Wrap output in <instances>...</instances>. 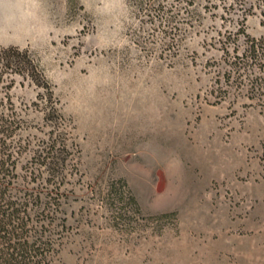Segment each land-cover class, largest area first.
<instances>
[{"label": "rangeland", "instance_id": "rangeland-1", "mask_svg": "<svg viewBox=\"0 0 264 264\" xmlns=\"http://www.w3.org/2000/svg\"><path fill=\"white\" fill-rule=\"evenodd\" d=\"M255 2L0 0L30 59L0 67V150L42 264H264Z\"/></svg>", "mask_w": 264, "mask_h": 264}, {"label": "trees", "instance_id": "trees-1", "mask_svg": "<svg viewBox=\"0 0 264 264\" xmlns=\"http://www.w3.org/2000/svg\"><path fill=\"white\" fill-rule=\"evenodd\" d=\"M140 5L142 6V3H140ZM157 9L160 10V7H157ZM157 9L151 8L150 6L147 11L150 15L154 10L158 11ZM247 11L251 13L260 11L262 24L264 25V0H256ZM244 34L247 38L246 57L243 59L239 57L234 63L239 65L243 63L246 64L250 61L251 64L256 65L261 71L264 69V35L257 38L245 32ZM15 54L14 56H9L6 54L5 50L0 51V67L12 64L8 62L10 59H12V62L16 64L17 67H19V64H21L24 59L27 58L28 61L30 60L28 56H26L27 53L17 50ZM256 79L264 83V74L263 77H257ZM1 120L4 121V119ZM1 125L2 123H0V126ZM3 145L4 144H2V146ZM40 152L38 158L44 160V165H47L48 173L54 178H58L59 176L54 172L60 170L64 162L61 146H57V144L54 143L53 146L46 147ZM5 154L6 153L0 150V264H42L44 260V250H42L41 245H38L39 241L33 240L30 242L32 236L29 238V234L25 233L27 215L23 216L21 214L26 211L22 208L30 204L32 199H34L33 194H31L32 199L26 196L16 197L11 194V185L13 184L11 179L14 177L13 171L16 169V164H14V162L13 164H9L11 154L8 153L9 158L7 159L3 156ZM40 244L43 243L40 241Z\"/></svg>", "mask_w": 264, "mask_h": 264}]
</instances>
